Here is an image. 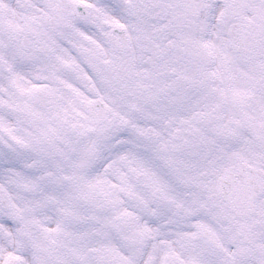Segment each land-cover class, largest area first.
<instances>
[{
    "label": "snow or ice",
    "instance_id": "6c2138e0",
    "mask_svg": "<svg viewBox=\"0 0 264 264\" xmlns=\"http://www.w3.org/2000/svg\"><path fill=\"white\" fill-rule=\"evenodd\" d=\"M0 264H264V0H0Z\"/></svg>",
    "mask_w": 264,
    "mask_h": 264
}]
</instances>
